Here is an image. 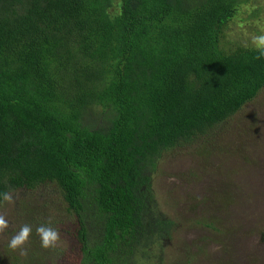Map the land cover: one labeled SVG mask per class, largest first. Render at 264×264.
<instances>
[{"label":"trees","instance_id":"trees-1","mask_svg":"<svg viewBox=\"0 0 264 264\" xmlns=\"http://www.w3.org/2000/svg\"><path fill=\"white\" fill-rule=\"evenodd\" d=\"M247 1L0 0V202L52 184L76 264H161L158 161L264 87L261 50L226 40Z\"/></svg>","mask_w":264,"mask_h":264},{"label":"rangeland","instance_id":"rangeland-1","mask_svg":"<svg viewBox=\"0 0 264 264\" xmlns=\"http://www.w3.org/2000/svg\"><path fill=\"white\" fill-rule=\"evenodd\" d=\"M264 35V0H248L230 22L226 40L254 46ZM161 212L177 227L150 255L161 264H264V87L232 117L197 140L163 153L152 177ZM0 202V264H76V219L57 187L9 194ZM28 241L8 242L23 225ZM55 228L43 248L36 228ZM23 250V254H22ZM30 257H33L29 260Z\"/></svg>","mask_w":264,"mask_h":264},{"label":"clouds","instance_id":"clouds-1","mask_svg":"<svg viewBox=\"0 0 264 264\" xmlns=\"http://www.w3.org/2000/svg\"><path fill=\"white\" fill-rule=\"evenodd\" d=\"M254 43L258 49L261 50V53L264 54V35L254 38ZM2 199L4 201H11L12 197L7 194H2ZM8 226V221L4 216L0 215V231L5 229ZM32 233V227L30 225H23L19 228L18 232L11 237L8 242V247L10 249H17L25 244L28 241L30 234ZM36 233L39 235L41 246L43 248L54 247L56 241L58 240V231L50 226L40 225L36 228ZM23 254V250H22Z\"/></svg>","mask_w":264,"mask_h":264}]
</instances>
